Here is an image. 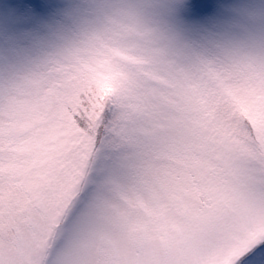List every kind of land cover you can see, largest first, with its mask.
Masks as SVG:
<instances>
[{
    "label": "clouds",
    "instance_id": "clouds-1",
    "mask_svg": "<svg viewBox=\"0 0 264 264\" xmlns=\"http://www.w3.org/2000/svg\"><path fill=\"white\" fill-rule=\"evenodd\" d=\"M59 8L38 29L26 30L9 63L19 69H47L56 64L88 61L99 53L128 47L113 21H127L145 34L139 49L158 50L190 94L217 98L227 88L248 103L254 73L264 76V0H217L208 20L192 24L156 0H57ZM229 105L214 109L223 118ZM234 131L248 128L247 117L233 113L225 121ZM250 131V129H249ZM259 181L231 200L199 196L185 204L168 203L166 217L156 221L134 203L153 206L158 186H132L119 155L103 153L92 182L49 234L44 264H197L229 250L237 238H251L264 223V171ZM128 197L125 199V197ZM261 246L257 243L252 251ZM251 254V253H248Z\"/></svg>",
    "mask_w": 264,
    "mask_h": 264
},
{
    "label": "snow or ice",
    "instance_id": "snow-or-ice-1",
    "mask_svg": "<svg viewBox=\"0 0 264 264\" xmlns=\"http://www.w3.org/2000/svg\"><path fill=\"white\" fill-rule=\"evenodd\" d=\"M174 7L181 18L195 25L215 15L219 4L217 0H175ZM58 8L57 0H4L0 4V78L10 76L13 67L9 60L16 54L19 37L26 30L45 25ZM89 87L95 92V100L78 99ZM127 91V79L111 67L99 76L93 67L74 68L60 81L51 103L33 114L31 130L12 140L6 149L0 143V220L10 221L19 240H23L26 227L34 223V214L49 209L72 174L74 161L69 146L58 137L56 129L58 122L67 119L64 109L79 110L83 103L95 107L106 97L122 100ZM247 101L242 107L240 98L223 91L219 104L210 99L197 109L199 115L187 129L191 143L185 145L181 156L184 167L180 177L159 182L150 217L163 221L168 209L166 201L183 205L199 196L227 201L259 181L240 162L246 155V146L250 149L247 154L264 166V76L259 83L249 85ZM219 105L230 106L223 118L214 111ZM233 113L247 117L248 128L242 130V135L225 122ZM249 233L251 238H237L233 248L199 257L197 264H264V223L258 232L249 229ZM257 243L261 246L252 251ZM0 264H7L2 256Z\"/></svg>",
    "mask_w": 264,
    "mask_h": 264
},
{
    "label": "rangeland",
    "instance_id": "rangeland-1",
    "mask_svg": "<svg viewBox=\"0 0 264 264\" xmlns=\"http://www.w3.org/2000/svg\"><path fill=\"white\" fill-rule=\"evenodd\" d=\"M4 0H0L2 4ZM162 10H168L173 0H156ZM127 21H113L117 35L130 41L128 47L111 50V55L99 53L88 61L56 64L47 69L12 68L10 76L0 78V143L6 149L18 136L29 132L37 109L46 108L66 73L78 67H93L97 76L116 70L128 81V91L122 100L106 97L95 107L83 103L79 110L66 108V121L56 125L58 137L69 146L74 167L65 181V188L45 212L34 214L23 240L8 219L0 220V256L7 264H44L45 247L60 218L79 200L92 182L99 157L103 153L119 155L120 167L132 186L159 185L161 180L179 178L184 164L181 158L185 145L191 143L187 129L198 117L197 109L210 100L209 93L190 94L171 64L155 49H139L136 41L145 34L135 27L131 14ZM260 74L253 79L259 83ZM231 93L227 88L224 89ZM95 100L89 87L84 101ZM220 97L217 98L219 104ZM13 106L9 110V105ZM103 122V123H102ZM243 145V141H241ZM246 155L241 167L253 176L264 171L258 160L244 147ZM128 197L126 196L125 199ZM134 203L148 215L151 208L141 199Z\"/></svg>",
    "mask_w": 264,
    "mask_h": 264
},
{
    "label": "trees",
    "instance_id": "trees-1",
    "mask_svg": "<svg viewBox=\"0 0 264 264\" xmlns=\"http://www.w3.org/2000/svg\"><path fill=\"white\" fill-rule=\"evenodd\" d=\"M103 123V122H102Z\"/></svg>",
    "mask_w": 264,
    "mask_h": 264
}]
</instances>
